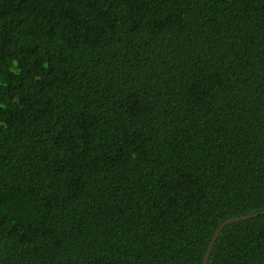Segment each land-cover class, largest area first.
I'll use <instances>...</instances> for the list:
<instances>
[{
    "label": "trees",
    "instance_id": "16d2710c",
    "mask_svg": "<svg viewBox=\"0 0 264 264\" xmlns=\"http://www.w3.org/2000/svg\"><path fill=\"white\" fill-rule=\"evenodd\" d=\"M263 211L264 0H0V264H264Z\"/></svg>",
    "mask_w": 264,
    "mask_h": 264
},
{
    "label": "water",
    "instance_id": "95a60500",
    "mask_svg": "<svg viewBox=\"0 0 264 264\" xmlns=\"http://www.w3.org/2000/svg\"><path fill=\"white\" fill-rule=\"evenodd\" d=\"M264 213V211L261 213V214H263ZM251 216H254V215H251ZM250 216H243V217H240V218H235V219H230V220H227V221H225L216 231H215V233H214V235L212 236V238H211V240H210V242H209V244H208V246H207V249H206V251H205V254H204V257H203V261H202V264H207V262H208V258H209V254H210V252H211V249H212V246H213V244H214V241H215V239H216V237H217V235H218V233H219V231H220V229H221V227L224 225V224H228V223H233V222H237V221H241V220H245V219H248Z\"/></svg>",
    "mask_w": 264,
    "mask_h": 264
}]
</instances>
